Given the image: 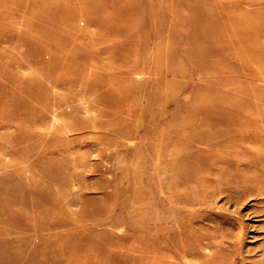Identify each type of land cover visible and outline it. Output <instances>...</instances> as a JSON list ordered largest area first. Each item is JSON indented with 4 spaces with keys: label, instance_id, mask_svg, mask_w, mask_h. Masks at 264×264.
Segmentation results:
<instances>
[{
    "label": "rangeland",
    "instance_id": "rangeland-1",
    "mask_svg": "<svg viewBox=\"0 0 264 264\" xmlns=\"http://www.w3.org/2000/svg\"><path fill=\"white\" fill-rule=\"evenodd\" d=\"M231 125L264 138V0H0V264H204L220 236L259 263L264 162L208 151Z\"/></svg>",
    "mask_w": 264,
    "mask_h": 264
},
{
    "label": "bare ground",
    "instance_id": "bare-ground-1",
    "mask_svg": "<svg viewBox=\"0 0 264 264\" xmlns=\"http://www.w3.org/2000/svg\"><path fill=\"white\" fill-rule=\"evenodd\" d=\"M99 6H101V5L99 4ZM96 9L98 10L99 7H96ZM105 24L106 23H104V22L101 23V26L99 27V29H100L99 33L104 34L105 31L108 30V28L106 30V26H104ZM239 29H240L241 38L244 41H247V42L250 41L252 36L258 35L261 32V28L260 27L252 28V29H254L253 31L247 32L245 30V25H242V24L239 27ZM103 41H105L103 38H98V39L92 40L87 45H89V46H91V45L97 46V45H101V43ZM241 46H243V45H241ZM88 59H89V56L85 55L82 60L87 61ZM254 113L255 112H252V114H254ZM205 114H207V112ZM208 117H211L210 113H208ZM224 130H225V133L223 132L224 135H222L224 138H222V139L212 138V139L209 140V144H208V151L209 152H212V150H214L215 148H219V147H221L223 145L224 146L229 145V146L232 147V149H234L232 151L230 150L229 151L230 153L236 152L238 154H241L244 150L248 151V150L252 149L253 152H254L253 153L254 154L253 155L254 158H245V159H247L249 162H253V161H255V162H258V161L264 162V138L256 137V136L252 135L251 133H249L247 131L246 132L233 133L234 129H233L232 125L227 127ZM254 147H257V148L255 149ZM257 149H259V150H257ZM245 153H247V152H245ZM229 154L226 157H231L232 159L226 158V157L225 158H221L220 157L221 159H219V160H221L223 162L226 161L225 162L226 166L228 164H235L238 161V159L240 160V158H234L235 156H233V154H230V155ZM199 155H200V153H199ZM209 157H210L211 160H213L215 162L218 159L217 156H215V155H210ZM195 160L198 161L197 165H202L201 164L202 163L201 158L196 157ZM213 173H215V175L217 177V178L215 177L213 179L214 181H220L224 186L228 187L231 190L234 189L233 184H234L235 181L246 182V181H251V179H252V177H250V176H241V178L239 179L238 175H236L234 173V171H232V172L228 171V170L224 169L223 166H221V168L217 172H213ZM257 178H258L257 176L253 177V179H257ZM208 245H210L212 247H216V250H215L214 254L212 255L211 259H208V261L204 262V264H223L225 262V260L227 259V255H228L227 254L228 253V249L226 247L225 237L224 236H220V238H218L216 240L214 239V241H209ZM229 247H231V248L233 247V248L236 249V247L231 246V245H229ZM255 264H264V259L262 261H260L259 263L257 262Z\"/></svg>",
    "mask_w": 264,
    "mask_h": 264
}]
</instances>
